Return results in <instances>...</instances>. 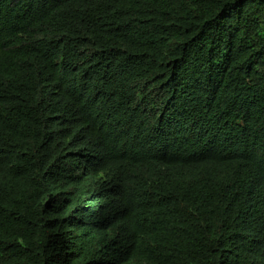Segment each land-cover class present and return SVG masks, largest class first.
I'll use <instances>...</instances> for the list:
<instances>
[{"label": "trees", "instance_id": "16d2710c", "mask_svg": "<svg viewBox=\"0 0 264 264\" xmlns=\"http://www.w3.org/2000/svg\"><path fill=\"white\" fill-rule=\"evenodd\" d=\"M0 264H264V0H0Z\"/></svg>", "mask_w": 264, "mask_h": 264}]
</instances>
